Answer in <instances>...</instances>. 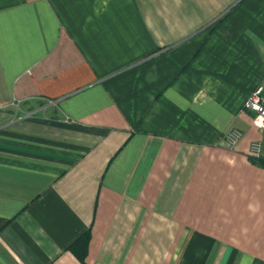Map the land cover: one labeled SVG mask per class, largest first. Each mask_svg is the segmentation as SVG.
I'll return each mask as SVG.
<instances>
[{
    "label": "crops",
    "instance_id": "1",
    "mask_svg": "<svg viewBox=\"0 0 264 264\" xmlns=\"http://www.w3.org/2000/svg\"><path fill=\"white\" fill-rule=\"evenodd\" d=\"M258 86L264 0H0V264H264Z\"/></svg>",
    "mask_w": 264,
    "mask_h": 264
},
{
    "label": "built area",
    "instance_id": "2",
    "mask_svg": "<svg viewBox=\"0 0 264 264\" xmlns=\"http://www.w3.org/2000/svg\"><path fill=\"white\" fill-rule=\"evenodd\" d=\"M262 87L258 86L250 93L244 103V108L254 113L252 122L259 129L264 128V99L261 94ZM243 133L238 128H231L224 134L223 140L228 147H234L241 139ZM261 144L252 142L249 147L251 154L258 156Z\"/></svg>",
    "mask_w": 264,
    "mask_h": 264
}]
</instances>
